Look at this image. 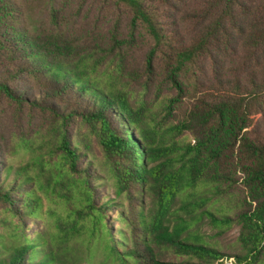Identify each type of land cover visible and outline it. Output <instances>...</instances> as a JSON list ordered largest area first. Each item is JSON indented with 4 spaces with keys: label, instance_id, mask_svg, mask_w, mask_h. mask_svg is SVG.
Here are the masks:
<instances>
[{
    "label": "trees",
    "instance_id": "obj_1",
    "mask_svg": "<svg viewBox=\"0 0 264 264\" xmlns=\"http://www.w3.org/2000/svg\"><path fill=\"white\" fill-rule=\"evenodd\" d=\"M67 1L0 0V264H264V0Z\"/></svg>",
    "mask_w": 264,
    "mask_h": 264
},
{
    "label": "rangeland",
    "instance_id": "obj_2",
    "mask_svg": "<svg viewBox=\"0 0 264 264\" xmlns=\"http://www.w3.org/2000/svg\"><path fill=\"white\" fill-rule=\"evenodd\" d=\"M78 0H68L67 6L69 8H73L77 6ZM70 9L67 12H71ZM93 17L98 18L101 21V25L104 31H107L111 26L112 22L109 19H104L103 16H100L97 13L92 12L91 14ZM112 19V18H110ZM81 18L77 16L76 19L71 21V32L72 33H79L83 29ZM122 25L125 24L123 20ZM143 59V52L138 50L135 51L131 57L128 58L127 63H133L135 65H140ZM23 127L26 125H22ZM36 123L31 126V129H35ZM90 148L92 150V157L94 160L98 162H102L103 157L98 149V146H95L93 143L90 144ZM102 196H107L112 198V192L108 189V187L101 188ZM181 205V201L178 198L175 202V207ZM184 216H187L184 214ZM115 216L110 213L108 221H115ZM0 215V226L4 225ZM111 219V220H109ZM53 220H55L53 218ZM108 224V223H107ZM1 229L4 228L3 226L0 227ZM112 228H116V225L111 224L109 226ZM192 232L197 234L207 242H209V246L215 248L216 250L220 251L221 253L225 254L226 256L232 257L236 254L240 253L239 247L237 245L236 239L238 236V226L237 225H230L226 228L223 232L217 233V230L212 228L211 225L208 223L207 219H202L198 221L193 227ZM64 252H66L69 257H72L74 261L78 262L79 264H103V245L98 239L97 235L91 231L89 224L87 221H76L74 224H69L68 230L65 233V238H63V245ZM228 257V258H229ZM226 258L227 263L231 260Z\"/></svg>",
    "mask_w": 264,
    "mask_h": 264
}]
</instances>
